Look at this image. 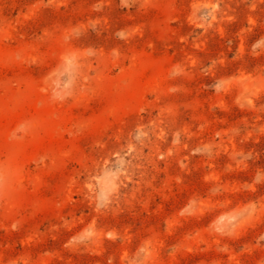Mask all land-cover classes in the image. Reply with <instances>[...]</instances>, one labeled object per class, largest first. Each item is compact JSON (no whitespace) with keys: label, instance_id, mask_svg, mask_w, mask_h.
I'll return each mask as SVG.
<instances>
[{"label":"rangeland","instance_id":"374dc122","mask_svg":"<svg viewBox=\"0 0 264 264\" xmlns=\"http://www.w3.org/2000/svg\"><path fill=\"white\" fill-rule=\"evenodd\" d=\"M0 264H264V0H0Z\"/></svg>","mask_w":264,"mask_h":264}]
</instances>
